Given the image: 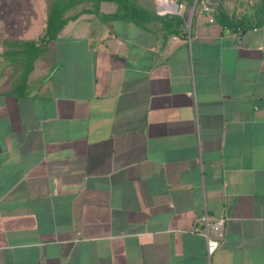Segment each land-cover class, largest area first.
Listing matches in <instances>:
<instances>
[{
    "label": "crops",
    "instance_id": "crops-1",
    "mask_svg": "<svg viewBox=\"0 0 264 264\" xmlns=\"http://www.w3.org/2000/svg\"><path fill=\"white\" fill-rule=\"evenodd\" d=\"M174 2L0 0V264H264V0Z\"/></svg>",
    "mask_w": 264,
    "mask_h": 264
},
{
    "label": "trees",
    "instance_id": "trees-1",
    "mask_svg": "<svg viewBox=\"0 0 264 264\" xmlns=\"http://www.w3.org/2000/svg\"><path fill=\"white\" fill-rule=\"evenodd\" d=\"M198 2V0H196ZM104 2L113 3L116 9L108 15L112 18L136 19L140 21L145 15L150 14L151 8L155 6V1L142 3V0H47L45 15V27L41 36L28 44L39 43L46 46L54 40L61 28L70 20L77 18L82 13H100V5ZM150 5V8H148ZM102 17H106L102 15ZM179 21V16L170 17Z\"/></svg>",
    "mask_w": 264,
    "mask_h": 264
},
{
    "label": "built area",
    "instance_id": "built-area-1",
    "mask_svg": "<svg viewBox=\"0 0 264 264\" xmlns=\"http://www.w3.org/2000/svg\"><path fill=\"white\" fill-rule=\"evenodd\" d=\"M164 1L166 2L165 4L169 6L168 8L169 10L170 8L171 9L174 8V11H178L183 7V4L179 2H174L173 4H169V0H164ZM194 2H196V0H194ZM203 8L206 11L209 10V7L207 5H203ZM202 222L205 225V229L202 232V234L206 237V250L208 255H211L218 247V240L216 237L220 236L222 233L224 218H217L214 219L213 221H209L208 217L205 216L203 217ZM210 232H212L215 237H212L210 235Z\"/></svg>",
    "mask_w": 264,
    "mask_h": 264
},
{
    "label": "rangeland",
    "instance_id": "rangeland-1",
    "mask_svg": "<svg viewBox=\"0 0 264 264\" xmlns=\"http://www.w3.org/2000/svg\"><path fill=\"white\" fill-rule=\"evenodd\" d=\"M150 0H142V3L146 4L149 3ZM152 1V0H151ZM157 1V0H154ZM40 5H41V9H40V13H44L46 15V8H47V0H39Z\"/></svg>",
    "mask_w": 264,
    "mask_h": 264
}]
</instances>
